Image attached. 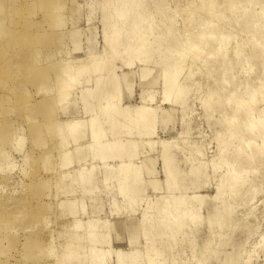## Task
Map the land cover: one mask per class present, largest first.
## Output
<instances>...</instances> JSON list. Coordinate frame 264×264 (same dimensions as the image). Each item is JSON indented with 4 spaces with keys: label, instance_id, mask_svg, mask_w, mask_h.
Instances as JSON below:
<instances>
[{
    "label": "bare ground",
    "instance_id": "1",
    "mask_svg": "<svg viewBox=\"0 0 264 264\" xmlns=\"http://www.w3.org/2000/svg\"><path fill=\"white\" fill-rule=\"evenodd\" d=\"M45 1L50 5L49 18H51V15L54 16V14L57 16L59 11L64 10L62 8L64 5L62 6L59 3L60 0L58 3L61 6L55 0ZM90 1L91 3L87 1L89 3L87 7L89 12L86 13L88 14L87 17L84 13L85 20L78 18L79 21L84 20L89 25L87 29L81 30L78 26L80 22L77 19L74 22L75 24L66 30L48 33V39L45 37L48 36L47 34H42L46 41L49 40L47 43L57 42L55 43L56 45L58 43L61 44V48L58 46L61 50L57 52L59 55L56 53L58 56L56 55L57 57L51 60L50 73L53 72L55 74L54 79L52 78L54 74L51 76L53 81L50 80V75L45 72V67L44 69H37L36 73L38 74L41 70L42 72L44 71L45 73H43L48 75L50 82L54 84H52V89L54 86L55 94L54 98L50 99V101L52 100L51 105L47 107L48 113H52L56 107L66 106V111L71 115L72 110L81 105L76 113L78 116L72 117L71 115L62 122L57 121L59 128H57L58 125L55 126L57 130L59 129L57 131L59 138L63 137L62 147L55 148L60 149L62 159L58 158L61 160L58 163H62V167L71 166L75 163L72 156L70 155L71 158L69 157V154L82 145V149L76 153L77 158L82 163L80 162L81 164L77 168H72V172L75 174L73 182L78 186L76 187V192L92 194L95 190L97 191V187H95V183L97 184L96 180L100 179L101 183L106 184L103 185L107 189L103 187V191L107 192V199H110L109 202L113 203H110L112 207L116 205L120 198L119 201H123L124 205L121 204L124 207L125 205L128 206L127 208L125 207L126 212L130 208L129 206L132 208L133 205L132 210L134 209L135 212V204H138V201L144 202L145 204L144 207L142 206L140 214L138 212L140 218L135 221L136 224L134 223L136 226H141L143 241L138 249L130 248L122 252L117 249L118 251H116L107 239V234L111 232L109 228L111 222L107 219L102 221L95 218L92 220L90 216L86 218L76 216L74 212L77 208V198L72 197L74 199H66V202L70 204L68 206L70 210L67 209V206L63 208L67 209V212L69 211L67 214L72 216L74 222L71 219V223H74V226L72 225L73 228L75 227L74 230L80 228L84 230L83 234H76V239L86 242V246H81L79 242L71 240L70 238L73 235L71 234L67 237H70L71 241L61 245L60 249H62V252L64 251L62 257L68 260L67 264H75L73 261L76 259L79 260H76L78 261L77 264H106L110 261H106L107 258L113 252L114 261L108 264H184L182 260L180 261V258L178 259L181 254L179 255L178 250H175L179 243L184 242L183 245L190 249L194 250L197 246L199 248V256L203 258L199 259V257H194L193 255L192 262H196L194 264L208 262V254L211 255V261L219 263L222 258H220L221 252L217 248V245H219L218 239H224L239 230L253 234L257 224H259V222L251 224L245 220L235 219V205H243L246 208L243 217L253 216L257 220L264 209V197L259 206L261 207L260 214L257 213V205L252 204L258 193H261L259 190L264 185V0H180L184 4V8H181V10L177 7L169 9L164 0H101V18L99 19H101L100 22H102L103 26L100 32L102 44L99 47L93 44V39L89 33L93 23L90 20L94 19V16L92 17L90 14L94 12V3L92 2L93 0ZM71 2L73 4L74 0ZM3 3L0 0V17H7L11 14L13 8L9 10V12L11 11L9 14L2 16L3 11H5L3 9H6L5 7L3 8ZM8 8L10 7L8 6ZM78 8H80L79 5ZM78 8L76 5L70 9V12H75ZM33 10L30 9L28 15ZM178 15H184V21L181 25L175 20ZM56 16L54 17L56 18ZM1 19L0 36L5 38L4 34L8 35L10 32L6 33L8 27H4V19ZM9 19H11V16ZM13 20L16 24L14 28L18 29L20 27L21 29L24 25H26L27 29L31 28L27 27L31 21L18 27V18H13ZM13 20H10L9 23L12 24ZM50 22L51 24H49L52 26L53 21L50 20ZM180 26L184 28L183 32L180 31ZM25 27L24 29H26ZM5 29L6 31L3 34ZM84 34H87L88 44L85 43L87 46L78 51L81 37ZM30 37L29 39L33 41L34 38ZM35 40H37V37ZM31 41H29L31 44L38 43L37 41L34 43ZM65 42L72 44L75 53L79 52L78 56H69V50H66V53ZM63 43L64 45H62ZM166 43L167 45H165ZM51 44L46 46L48 50L52 49H49V47H54L55 45ZM8 46L14 45L10 43ZM207 47L209 51L204 56L203 52L207 50ZM38 50L33 49V52L37 53L36 51ZM32 53H30L31 56ZM35 53L33 55L36 58L40 56L39 53L38 55ZM67 56L69 57L67 58ZM126 56L125 62L122 58ZM151 56H156L155 60H152ZM39 58L41 59V56ZM29 60L27 59V61ZM118 60H122L125 64L121 63L120 66L119 62V64L117 63L119 67H117L115 63ZM150 60H152L154 66L163 70V75L160 79L162 96L159 103L161 104L163 101L164 104H167L171 98L174 103L181 105L184 112H181L179 121L183 122V124L193 109V103L191 100L188 102L187 95L192 90V85H199V81L195 80L196 82H193L192 79L195 76L197 77V74L205 78L206 92L205 94L201 93L203 95L197 99L196 102L198 103L195 100L193 102L198 104L202 112L203 110L204 112L208 111L206 116L203 112L208 121H215L219 125V128L216 131L214 130L215 132L213 131L218 150L216 154L212 155L211 159L206 160L204 158L205 150L203 149V144L197 143V140L196 142L190 139H183L181 142L178 140L180 137L183 138L185 134L190 133L189 131L197 119L193 120L194 123L192 121L185 123L178 135L172 140L165 141L158 137L157 140L153 141L152 136L157 133L158 123L168 122L175 109L167 108V110L161 111V108L160 113H157V107L150 105L149 102L147 103L153 97V93L150 91H148L150 92L148 96L142 95L141 97V92L139 93L142 102L140 103V100L137 101V103L139 102L138 105L134 106L131 104V106L127 100H124L123 91L125 88L129 90L132 87V78L130 77L131 74L135 75V71L129 69L130 71L123 74V79L120 80L119 70L123 67L130 68L136 62L139 65L137 72L140 74L142 78L140 80L142 81L150 75L151 70L145 66ZM16 65H14V69H16ZM122 65L124 66L122 67ZM185 71L188 74L183 77ZM152 74H154V71ZM39 76L40 78L42 77L41 72ZM140 83L143 84L142 82ZM199 89L201 90L200 87ZM72 90L76 91L77 94L75 96L72 95ZM198 90L196 89L194 92L196 93L197 91L199 93ZM49 91L52 94L53 90ZM47 92L45 91V95H48ZM80 101L81 103H79ZM32 106H30V109H32ZM33 121H36V119ZM55 121L56 119L49 118L46 127H44H53V130H55L53 126ZM19 127L17 124L12 127L14 131L10 133L13 134L11 138H9L10 134L7 132L2 133L0 135V145L2 146V142L4 143L5 140L7 142L6 138L9 136L8 140H11L9 143L7 142L8 148H14L19 152L25 150L26 137L14 134V132L17 133ZM139 145H142L144 150L141 149L142 151H140ZM156 146L157 151H155ZM1 148L0 166L3 167L4 164L9 166V158L11 159L12 157H9L11 156L10 154L7 156L5 154L6 150ZM153 152L157 154L162 163V168L159 169L163 177L162 181L159 178L157 179L156 170L151 159L154 156L156 157ZM150 153L154 155L151 158L149 157L152 155ZM179 153H182L184 157ZM208 164H210L209 167H211L213 175H216L214 194L210 197L205 194H199L198 191L203 186L199 180L206 175ZM6 165L5 169L8 168ZM13 165L10 166H18L16 164L15 166ZM61 165H59V170H61ZM51 166L49 167L52 168ZM49 167L47 168L48 170ZM99 168L103 172H99ZM94 170L97 175L101 173L100 178L96 177V174L93 173ZM65 175L67 174L65 173ZM158 175H160L159 172ZM28 176L26 175V177ZM68 176L67 179L70 182V179H72L70 177H73V175L71 174L70 176L69 173ZM54 177L57 176L55 175ZM205 177L207 178V175ZM62 180L61 183L64 182V179ZM111 180L113 181L112 183L109 182ZM148 188H150L151 192H149L151 194L152 192L155 194V196L152 194V198L148 196L149 194H144ZM158 193L161 194L158 195ZM35 194L37 195V193ZM78 194L81 197V194ZM94 195L96 196V194ZM79 199L78 201L81 203L82 200ZM89 199L87 201L91 200L92 203L98 198L96 200L95 197ZM62 201L65 202V200ZM84 204H82L81 210L85 207ZM118 207H115V209L121 208V206L120 208ZM202 209L204 212H202ZM116 213L118 215L120 213L119 210ZM18 214L15 215L18 216ZM82 215L84 216V214ZM41 218L44 219L43 217ZM116 223L120 224L116 225L120 231L127 221ZM202 226H205L207 230H205L204 235L200 236V227ZM102 229L105 231L100 232ZM258 229L256 230L258 231ZM119 238L117 237V240ZM260 238L262 240L258 244L262 254L264 252V232H260ZM248 240L245 242L239 239L233 242L232 251L226 253L223 259L225 264H241V252ZM255 242L253 243L254 245ZM53 246V239L47 244V247L42 249L35 243H29V251H27L25 257L30 254H32V258H40L41 256V258L52 257L57 262L48 263L45 261L40 264H60L59 257L53 250ZM253 247L255 246H252V249H254ZM35 248H38L37 256L32 253ZM190 252L193 253L194 251ZM195 254L197 255V253ZM189 255L191 256V254ZM251 257H253L252 253L246 255L245 263L250 262ZM187 258L184 257L186 260H192V257H189L190 259Z\"/></svg>",
    "mask_w": 264,
    "mask_h": 264
},
{
    "label": "rangeland",
    "instance_id": "2",
    "mask_svg": "<svg viewBox=\"0 0 264 264\" xmlns=\"http://www.w3.org/2000/svg\"><path fill=\"white\" fill-rule=\"evenodd\" d=\"M1 1H3L4 3L6 2L5 4L3 3V8L4 7L6 8L3 10H5V11L8 10L6 13H4L5 11H3L2 16H5L7 13L9 14L11 12V11L9 12V10H11L12 8H13V10L11 12L12 15L10 14L7 17L5 16L6 18L0 17V19L1 18L4 19V27L5 28L8 27V31L6 33L10 32L8 35L4 34L6 31V29H5V30H3V34H4L5 38H2V36H0V38H2V39H0V135L4 132H7L8 134L12 133V131H14L12 127L15 124H17L20 127L17 130V133L14 132V134L20 135V136L22 135V136L26 137V141H25V150H22L20 152L14 148H10V147L8 148L9 145H7V144L11 140V139L8 140V137L10 136L9 138H11V135H13V134H10L6 138L8 143L4 139L6 142V143L4 142L6 144V146L3 142H2L3 148H1L2 146L0 145L1 149L6 150L5 154L7 156H9V154L11 155V156H9V157H12L11 158L12 160L9 158L10 165H13V164H14L13 166H15V164L18 165L15 167H11L10 165H9L10 166L9 167L6 164H4L3 167L0 166V222L2 223V224L0 223V226H1V229H0V241H1L0 242V264L1 263L2 264H40L41 262H45V261L48 263H52L53 261L57 262L55 259H52V257H49V258L45 257L46 258L45 259V258H41L42 257L41 256L40 257L41 259L39 257H38L39 258L38 259V258H32V256H31L32 254H30L28 257H25L27 251H29V243H31V244L35 243V244H37V246L39 248L42 249V248L47 247V244H49L52 239H53V243H54L53 250L56 252L57 256L59 257V263L60 264H67L68 260L64 259V257H62L64 251L62 252V249H60L61 245L65 244L66 242H70L71 240L79 242L81 244V246H84L86 243V242H83L81 240L76 239V234H78V233L83 234L84 230H81L82 228H80V229L77 228L78 230H76V229L74 230V228H75V227L73 228L74 223H71V219H72V222H74L73 218L70 214H67L69 212V211L67 212V209L70 208V207H68V206H70V204H68L66 202L67 198L69 200L77 198V202H76V207H77L76 209L77 210L75 209V212H74V213H76V216H81V217H85V218L87 216H90L92 218V220L95 218L97 220H102V221L107 219L108 221L111 222L109 224L110 227L108 226L110 228L111 232L107 234V239H108V241L111 242L112 246L114 247V249L116 251L119 250L122 252V251H124L126 249H130V248L138 249L141 246V242L143 241V236H142L141 230H140L141 226H136V225H134V223H135V221H138V219L140 218L139 217V214L141 212L140 210L144 207L145 203L141 201L142 202V204H141V202L138 201V204L137 203L135 204L136 205L135 206L136 207L135 212H134V209L132 210L134 205L132 206V208H131V206H129L130 211L128 209L126 212V208L128 206L125 205V207H126L125 208L123 206L124 205L123 201H119L120 200V198H119L118 202H116V205L119 204L121 206V208L119 205H117V206L113 205L114 207H112L110 205V203H112V202H109L110 199H107V192L103 191V187L106 184L101 183L100 179L96 180L97 184L95 183V185H96L95 187H97V191L95 190L92 194H90V193L81 194V192H76V190H77L76 187H78V186L76 183L73 182L75 179V174H73L74 172H72V171L74 168H77L82 163L81 160L79 158H77V154H76L78 151H80L82 149L81 148L82 145L78 146L76 149H74L72 151L71 154H69V157L71 155L73 162H75V163L72 162L73 164L71 166L68 165V166H63V167L61 165L62 163H60V164L58 163V162H61V160L58 158H61L62 156L60 155V149H55V148H57V147L61 148L62 147L63 137L61 136V139H60L58 136L57 131L59 129L57 130V128H59V125L57 123L62 122L65 119H68L69 116H71V115H72V117H75L77 115L76 113L78 112V109L80 108L81 105H79V107L75 106L76 108H74L72 110L71 115H70V113H68L66 111L67 110L66 106L56 107L54 109V111H52V113H48L49 111L47 110L48 105H51V103H52V100L50 101V99L54 98V94H55L54 86L52 89L53 82H50V80H52V78L54 79L55 74L53 72L50 73L51 72L50 71L51 70L50 64L52 62L51 60L54 57H57L59 55V53H57V52L61 49H59L58 46H60V48H61V44L58 43L59 45L58 44L56 45L55 43H57V42H55V43L51 42L52 44H55L54 45L55 48H54L53 46H51L52 44L50 42L47 43V41H49V40L46 41L45 37L48 39L49 34L51 32L58 31V30L63 31V30H66L67 28H70L73 24H75L74 22L78 18L80 20H81V18L84 19V17H85L84 13L87 17L88 14H86V13L89 12L87 7H88V4L91 3V1L90 0H74L75 4L74 3L72 4V2H71L72 0H60L59 3L62 4V6L64 5L62 8H64L65 11L64 10L59 11L60 14L58 12L57 16L54 14V16H56V18L53 15H51V18L48 17V16H50V11H49L50 5L45 0H14V1L13 0H1ZM10 1H13V2H10ZM42 1H44V2H42ZM55 1H57V4L59 6H61L58 3L59 0H55ZM48 2H50V0H48ZM92 2L94 3V12L90 13V14L92 15V17L94 16V19L91 17L93 20H90V21L91 22L93 21V23L91 24L92 29L90 30L89 33H90V37L93 39V42H94L93 44L96 45L97 47H99V45L102 44V38H100L101 37L100 32L102 30L103 25L101 24L102 22H100L101 19H99V18H101L100 4L102 2H101V0H93ZM164 2L167 3L169 9H174L177 7L178 9L181 10V8H184V4L180 0H164ZM32 3H34V4L32 5ZM84 4H85V8H84ZM76 5H77V8H78V5L80 6V8L75 10V12H73V11L70 12V9L72 7H75ZM8 6L10 8H8ZM30 7H32V8H30ZM27 8L29 10L34 9L31 13H29V15L34 14L33 16L28 15V12H30V11ZM23 13H24V15H23ZM47 13H49V14H47ZM71 13H73V14H71ZM70 14H71V16H70ZM10 16H11V19H9ZM61 16L63 17L62 19H61ZM16 17L18 18V22H17L18 27L23 26V24L27 23L28 21L29 22L31 21L30 24L27 26V27H31V28L27 29L25 27L26 25H24V27L26 29H24V27H21V29H20V27L18 29L14 28V25H16V24L14 23L15 21L13 20V18H16ZM183 18H184V15H178L177 17H175V20H176V22H178V24L181 25L182 22L184 21ZM60 19H61V21H60ZM79 19H78V21H79ZM10 20H13L12 24L9 23ZM50 20L53 21L52 26H50V24H51ZM84 20L79 21L80 23L78 22L79 23L78 26L81 30L82 29L85 30L89 26L86 24V22ZM5 23H6V25H5ZM93 24H95V25L93 26ZM76 26H77V23H76ZM10 28H11V30H10ZM179 29H180V31L183 32L184 28L180 26ZM13 30H15L16 32ZM42 34H44V35L47 34L48 36L43 37L44 35H42ZM34 35L37 37V40H35L36 37ZM6 36H8V37H6ZM29 36H31L30 38H32V37L34 38V39L32 38L33 41H31L29 39ZM86 36H87V34L86 35L84 34L81 37L80 45L78 46V51H81V49H83L87 46L88 40L86 39ZM27 39L29 41H31L32 43H34L35 41H37L38 43L37 44L36 43L31 44ZM9 42L12 43L14 46H8V45H10ZM44 42H45V44H44ZM85 43H87V44H85ZM48 44H51L50 45L51 47H49V49L50 48H52V49H50V50L47 49L48 47H46V46H48ZM62 45H64V43ZM165 45H167V43ZM65 46L67 47V48H65V51L66 50L71 51V52L68 51V53H70V54H68L69 56H72V57L73 56L75 57L76 55L78 56L79 52L75 53L71 43L65 42ZM25 47H26V49H25ZM57 48H58V50H57ZM28 49L30 50V52ZM33 49H36V50L39 49V50L36 51L37 53H35V51L33 52ZM40 49H42V50L44 49V50L42 51ZM46 50H48V51L46 52ZM62 50H63V46H62ZM26 51H28L29 54ZM31 51L33 53H35L36 55H38V53H39L41 56V59L39 58L40 56H38L36 58V56H34ZM49 51H51V52H49ZM67 51H66V53H67ZM208 51H209V48L207 47V50H204V52H203L204 56L207 55ZM30 53H32V56H33L35 62L33 61V58L30 55ZM43 54H44V56H43ZM13 55H15V56H13ZM69 56H67V58ZM125 58H127V56L122 58V60H124ZM154 58H156V56H151L152 60H155ZM27 59L28 60L31 59V60L27 61ZM122 60H118V62L115 61L116 62L115 65L117 67H119V65L121 66V63L125 64V63H123ZM152 60L148 61L145 66L149 70H151L152 73L154 71V74H152L150 72V75L147 76L142 81L140 80V78H141L140 74H138V72H137L138 66H139L138 63L133 61L135 64L132 63L134 65H131L130 68L129 67L124 68L123 67L124 65H122L123 68H121L119 70V73H118L120 80L123 79V74H125L127 71H130V70L135 71V75L131 74V77H130V78H132L131 79L132 80L131 81L132 87L129 90L125 88L123 91L124 100H127L128 104H130V105L132 104L135 106V105H138L139 102L140 103L142 102V100L140 98V94H139L140 92H141V97H142V95L148 96L150 94V92H152L153 97L150 98L149 101H147V103L149 102L150 105L156 106L157 107V113H160L159 111L161 108H162L161 111L167 110V108L168 109H175L172 116L168 119V122L166 121L163 123H161V122L158 123L157 129H156L157 133L155 136H152L153 141L157 140L158 137L161 140L170 141L178 135V133L180 132V130L182 129V127L185 123L186 124H187V122L190 123V121H192V123H194L193 120L197 119L195 121V123L197 122V124L194 123V125H192L193 126L191 129L192 131L190 130L189 131L190 133L184 135V136L187 135L188 137L183 136V138L180 137L178 140L180 142L183 139H190L191 141L195 140V142L197 140V143L203 144V149L205 150V155H204L205 157L204 158L206 160L211 159L213 157L212 155L216 154L217 150H218V148H217L218 146H217L215 139L213 137L214 136L213 131L214 130L216 131V129L219 128V125L215 121H208L207 118L205 117L206 113H208V111L204 112V110H203L204 115H205L204 116L203 112L200 109V107L198 106V104H195L197 99L202 97V95L205 94V92H206L205 88H207V86H206L205 78H202L199 74H197L198 76L197 77L195 76L192 79L193 82L195 80H197V82L199 81V85H202V84H204V85L199 86V85L195 84V85L191 86L192 90L187 95V98H188V102H190V100L192 101L193 109L190 112V114L186 117L187 118L186 122L184 121L185 123L183 124V122L179 121L181 114H182L181 112H184L182 109L183 107L181 105H177L176 103H174V101H172L171 98L168 101L169 103L167 102V104H164L163 101L161 102V104L159 103V101L161 100V96H162L161 92H160V91H162L161 90L162 85L160 83V79L162 78L163 70L160 69V67L154 66ZM13 62H15V64H13ZM119 62H120V64H119ZM151 62H152V64H150ZM117 63L119 65H117ZM16 64H18V65H16ZM14 65H16V69H18V70L14 69V67H15ZM28 67H29V69H28ZM44 67H45V72L48 75H50L49 76L50 78H51V76H53L52 74H54V76L51 79L48 77V75L44 74L45 72L43 71L44 72L43 73L42 70L40 71L41 76H42L41 78L39 76L40 72L38 74L36 73L37 69H39V68L44 69ZM14 70H16V71H14ZM31 71H33V72L31 73ZM14 72L16 73V75ZM27 72L28 73L30 72L29 76H28ZM11 73H13V74H11ZM185 74H188V72L185 71L184 75ZM184 75H183V77H186V75L185 76ZM36 76H38L39 78ZM155 78H157V79L155 80ZM140 82H142L143 84H141ZM198 86L201 88V90L200 89L198 90V88H199ZM12 88H13V90H11ZM151 89H152V91H151ZM196 89L199 92V93H197V91H196L197 95L194 92ZM49 90H51V91L53 90L52 94H50L51 92ZM45 91L46 92L48 91L47 92L48 95H45ZM148 91H150V92H148ZM192 91H193V93H192ZM202 92H203V94H201ZM76 94H77L76 91L72 90V95L75 96ZM138 94H139V96H138ZM47 96H49V97H47ZM123 97H121V98L123 99ZM193 100H195V102H193ZM137 101H139V102L137 103ZM172 102L176 105H174ZM79 103H81V101ZM196 103H198V102H196ZM29 105L30 106L33 105L32 109H30L31 107ZM28 106H29V108H28ZM21 107H23L25 109H22ZM158 108H159V110H158ZM178 108H180V109H178ZM30 116H31V118H30ZM61 117H63V118H61ZM49 118L50 119L51 118L56 119V121L54 123L52 122L54 124L53 125L54 127L58 125L57 128L55 127V130H53V127L45 128ZM35 119H36V121H33ZM133 133H135V132L133 131ZM27 138H29V139H27ZM4 146H5V148H4ZM10 146H11V144H10ZM49 146H50V148H49ZM139 146H140L139 150L142 151L141 150V149H143L142 145H139ZM52 148L57 150L58 152L55 150L53 151ZM9 149L10 150L12 149V150L10 151ZM156 149H157V146L155 148V151H157ZM158 149H159V146H158ZM24 151H25V153H24ZM146 151H148V150H146ZM7 152H9V153H7ZM153 153L156 155V157L152 153H150L152 155H150L149 157L151 158L154 156L151 159L153 160V164H154L156 174H157V179L159 178V180L162 181L163 177L161 175V170H159L162 168L161 167L162 163H161L160 159L157 157V154L155 152H153ZM180 155H182V157H184L182 153ZM180 155H179V157H181ZM15 158H17V159L15 160ZM11 161H13L14 163ZM28 161H30V162H28ZM110 163H112V162H110ZM58 164L61 165V170H59L60 168H59ZM5 165H6V167L9 168V169L7 168L8 170L5 169ZM49 166H51L52 168H50ZM209 166H210V164H208V166H207V168H208L206 171L207 178L205 177L206 175H204L202 177V179L199 180L200 184L203 185L202 186L203 188L201 187V189L198 190L199 194H205L208 197L213 196L214 187H215V183H216V175L215 174L213 175L212 169ZM48 167H49V170L47 169ZM12 168H13V170H11ZM100 171L103 172V170H101V168H99V172ZM64 172L67 175L64 176V174H65ZM68 172L70 173V176H71V174L73 175V177H70L72 179L69 178L71 180L70 182L67 179L69 177ZM158 172L160 175H158ZM93 173L96 174L97 178H100L101 173H99V175H97V172L95 170ZM26 175L27 176L29 175V176L26 177ZM55 175L57 177H54ZM63 176L66 178V180L68 182L65 180V178ZM62 179H64V182L61 183V181H63ZM109 182L112 183L113 181L111 180ZM56 184H57V186H56ZM55 186H56V188H55ZM105 189H107V188H105ZM148 189H146L145 193L144 192L143 193L145 195L149 194L148 196H151V198H152L153 192L151 194L150 188H148ZM113 190H115V189H113ZM259 191H261V193L260 194L258 193L256 199L253 200L252 204L254 203L255 205H257V209H258L257 213L260 214L261 213V210H260L261 207H259V206L261 205V201L263 200V197H264V185L261 187V190H259ZM75 192H76V194H75ZM160 192L162 193V191H160ZM35 193H37V195ZM78 193L81 194V197H79ZM102 193H104V194H102ZM114 193H115V191H114ZM161 193H158V195H160ZM38 194L39 195L41 194L42 196L40 195V197H39ZM94 194H96V196ZM51 195H53V196H51ZM54 195H56V196H54ZM92 195H94V196H92ZM153 195L155 196V194H153ZM72 197H74V198H72ZM93 197H95V200L97 198H98L97 200H99V199L100 200L98 202H96L97 200L92 201V203H91L90 199ZM88 198H90L89 202L87 201ZM108 198H109V196H108ZM61 199L65 200V202L62 201ZM78 199L82 200L81 201V203L83 202L82 204L85 203L84 206L86 208L83 207L82 210L80 209L82 207V204L80 203V201H78ZM69 200H67V201L69 202ZM139 203H140V205H139ZM80 204H81V206H80ZM10 205H11V207H9ZM61 205H62V207H61ZM138 205L140 208L138 207ZM65 206H67L66 210H65V208H63ZM115 207L120 208V209H118L120 212V213H118V215L116 213L118 210L115 209ZM84 208H85V210L83 211ZM234 209L236 210V214L234 215L235 219L245 220L247 223H251V224L259 222V224H257V226L255 228V232L253 234H250V233L239 230V231L232 233L230 236H228L224 239H221V240L218 239L219 245H217V248L221 252L220 258H222V261L219 263H215V262L210 260L211 255L208 254V256H209V257H207L208 262H203L204 264H225V262L223 260L225 258V254L232 251L233 242L237 241L239 239L241 241L243 240L245 242L249 239L247 242L248 244L246 243L244 245L245 249L243 248V251L241 252V264H260V263L262 264L263 263L264 252H262V254L260 253L261 251L259 250V244L258 243L260 242V240H262L260 238V232H264L263 231L264 230V209L262 211V215L258 214L261 218V219L258 218V220L256 218H253V216L252 217L249 216L247 218L243 217L245 214V209H246V208H244L243 205H235ZM18 210H19V212H18ZM111 211H113V212H111ZM23 212L25 213V215H23L24 214ZM138 212H139V214H138ZM202 212H204L203 209H202ZM7 213H8V215H7ZM111 213H112V215H111ZM114 213H116V214L114 215ZM15 214H18V216ZM82 214H84V216ZM41 217H43L45 220L42 219ZM119 221L120 222L121 221H125V222L127 221L126 225L128 224L127 226L124 225L123 229L121 228L120 231L116 227V225H120V224L116 223ZM37 222H39V223L36 225ZM70 223H71V225H70ZM3 225H5V226H3ZM46 225H48V226H46ZM112 225H113V227H112ZM32 226L33 227L36 226V227L33 228ZM44 226H45V228H44ZM257 228H259L258 231L256 230ZM115 229L117 230L116 232H115ZM200 230H201V234H200V236H201V235H204V232L207 229L205 226H202V227H200ZM101 231H105V230L102 229V230H100V232ZM256 231L259 234H257ZM71 234H73V235L71 236V238L69 237L71 239L70 240L67 237L70 236ZM116 234H117V236H116ZM117 237H120L119 240H117ZM250 237H252V238L250 239ZM258 238H259V240L257 241ZM255 240H256V242H255ZM253 241L255 242V245L253 244L254 243ZM181 244H182V246L179 247V245H181ZM181 244L179 243L178 247H176L175 250L177 249L178 250L177 252H179V255L181 254L180 257L178 256V259L180 258V261L182 260V262L184 264L196 263L195 261L192 262L194 257H199V259L203 258V257L199 256L198 246L196 247V249L193 250V249H190V248L184 246L183 245L184 242H181ZM251 245L255 246V247H253L254 249H252ZM249 247L252 249V251L253 250H254V252L256 251L258 256L256 253H255L256 254L255 255L254 252H252ZM58 249H59V251H58ZM249 249H250V251H249ZM37 250H38V248H35L32 250V253L35 256H37V254H38ZM82 251H80V252L82 253ZM190 251H194V252L192 253ZM246 252L249 254L252 253V256H253V257H251V260L248 263H245L246 255H249ZM195 253H197V255ZM259 253L261 254V256ZM82 254H80V255H82ZM112 254H113V252H112ZM112 254L106 260V261L110 260V261H108V263L114 261V256ZM189 254H191V256ZM182 255H184V256H182ZM193 255H194V257H193ZM184 257L185 258L192 257V260L190 258H189L190 261L186 260V259H184ZM76 260H78V259H76ZM76 260L73 261V263L77 264L79 260L78 261H76ZM108 263H106V264H108Z\"/></svg>",
    "mask_w": 264,
    "mask_h": 264
}]
</instances>
